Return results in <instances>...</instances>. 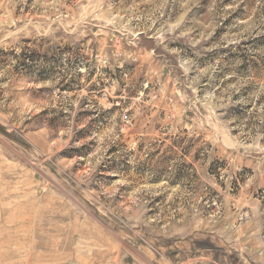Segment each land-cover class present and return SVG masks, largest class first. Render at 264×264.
I'll return each mask as SVG.
<instances>
[{"label": "rangeland", "instance_id": "374dc122", "mask_svg": "<svg viewBox=\"0 0 264 264\" xmlns=\"http://www.w3.org/2000/svg\"><path fill=\"white\" fill-rule=\"evenodd\" d=\"M0 264H264V0H0Z\"/></svg>", "mask_w": 264, "mask_h": 264}]
</instances>
